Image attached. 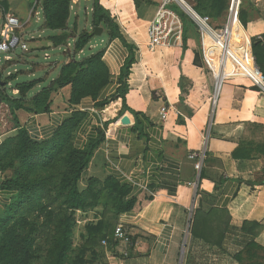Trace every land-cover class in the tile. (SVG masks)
<instances>
[{
    "label": "crops",
    "instance_id": "obj_1",
    "mask_svg": "<svg viewBox=\"0 0 264 264\" xmlns=\"http://www.w3.org/2000/svg\"><path fill=\"white\" fill-rule=\"evenodd\" d=\"M85 1L87 6L91 2ZM188 1L197 4L195 0ZM0 2V25L7 16L14 15L22 24L19 31L29 27L28 34L35 41L47 39L50 48L66 51L54 47L49 36H44L47 29L28 25L31 21L39 22L43 15L40 9H36V17L32 16L33 11L28 14L31 4L35 3V7L38 0ZM74 3L75 9L81 0ZM100 3L111 12L125 39L136 47L127 105L139 114L122 112V99L97 108L93 98L86 97L79 105L71 106V85H68L52 94L49 113L17 110L21 125L35 139L44 140L53 136L77 108L87 114L78 128L77 147H87L91 139L99 136V130H104L106 139L95 149L80 185L86 186V180L92 176L100 179L114 176L132 187L131 196L136 198L134 209L119 218V223L132 235V244L126 247L119 243L118 255L107 252L115 264H185L192 240V218L198 208L228 212L229 224L221 247L196 239L191 246V261L199 257L204 258V264H237L234 255L252 240L264 246V183H259L264 180V89L252 78L239 75L225 80L215 99L213 78H210L213 74L194 63L195 52L201 45L200 36L184 11L192 22L184 31L186 46L151 51L148 27L156 16L159 0H100ZM229 5L230 0L220 16H211L215 24L225 23ZM174 9L182 12L177 5ZM240 21L253 41V55L264 76V0H243ZM105 31L103 28L102 34L96 36H102ZM106 32V39L97 42L95 37L91 41L93 52L105 50L103 61L112 75V82L101 98L117 90L118 76L129 55L123 42L119 38L110 39ZM21 35L26 36L23 31ZM35 46L37 52L42 51L38 43ZM15 55L12 53L5 65L9 75L12 66L18 64ZM68 60L66 57L65 62ZM57 66L54 62L51 74ZM181 87L186 89L184 102H181ZM4 104L1 102V106ZM163 108L168 111L165 118ZM186 109L193 110V114ZM105 114L111 116L106 118ZM124 116L129 117V124L122 123ZM109 120L114 121L105 128L104 122ZM8 124L0 120V144L17 133L13 123ZM202 150L206 155L202 170L198 171L189 154ZM5 176L10 174H0V182ZM11 194L0 188L3 207ZM247 222L257 223L262 229L256 235L251 234Z\"/></svg>",
    "mask_w": 264,
    "mask_h": 264
},
{
    "label": "trees",
    "instance_id": "obj_2",
    "mask_svg": "<svg viewBox=\"0 0 264 264\" xmlns=\"http://www.w3.org/2000/svg\"><path fill=\"white\" fill-rule=\"evenodd\" d=\"M195 1L198 12L214 17L220 16L229 2ZM81 4L82 11L74 16L72 25L73 0H38L35 6L44 16L41 27L60 31V34L48 37L54 47L66 50L74 47V52L65 55L69 60L61 66L58 77L48 86H43L31 98V91L44 79L16 82L13 90H18L19 94L10 95L8 85L17 80V72L6 78L0 73V97L10 107L17 130L0 144V173L10 174L2 180L0 188L12 193L9 202L0 210V264H96L100 256L106 255L105 247L118 255L116 247L120 241L114 234L120 224L119 218L133 210L136 203V198L131 196L132 187L114 176L105 179L92 176L86 180V186L81 187L80 181L95 149L106 139L104 130H99V136L91 139L87 147H77L78 128L87 116L85 111L75 108L53 136L44 140L32 137L16 115L20 109L35 114L49 113L52 94L68 85L72 89L71 106L79 105L86 97L93 98L97 108H105L112 101L122 99V112L139 114L127 105L136 47L125 39L115 18L100 0H91L88 6L85 0H81ZM180 13L186 29L192 22L183 11ZM81 15L91 16V29H78ZM97 27L108 31L110 39L119 38L129 50L118 76L117 90L103 98L101 94L111 84L112 75L103 61L105 50L93 52L91 48ZM185 37L183 46H186ZM194 63L204 66L200 49L195 52ZM181 89V102H184L186 89ZM188 113L193 114V110ZM113 121H105L104 127L108 128ZM78 212L87 219L83 225L79 224ZM90 214H93L92 218ZM228 224V212L195 210L185 264L193 263L191 246L196 239L221 247ZM245 224L251 226V234L256 235L262 229L257 223ZM245 230L248 229L245 227ZM103 240H107L108 246ZM234 258L237 264H264V246L252 240Z\"/></svg>",
    "mask_w": 264,
    "mask_h": 264
},
{
    "label": "built area",
    "instance_id": "obj_3",
    "mask_svg": "<svg viewBox=\"0 0 264 264\" xmlns=\"http://www.w3.org/2000/svg\"><path fill=\"white\" fill-rule=\"evenodd\" d=\"M242 2L230 0L225 23L217 25L210 15L198 12L188 0H159L156 16L148 27V46L151 51H155L159 47L184 45L185 24L181 14L174 9L177 5L197 26L204 67L213 74L216 81L215 99L224 81L239 75L252 78L264 89V76L253 55V41L240 21ZM21 27L20 19L14 15L7 16L0 25V53H5L6 61L11 60L12 53L18 48L23 52L28 51L26 42L18 33ZM162 112L165 118L167 109L163 108ZM205 155V150L189 154L198 171L202 169ZM114 237L126 247L132 244L131 235L122 224L116 227ZM103 244L108 246L107 240H103ZM124 255H128V252L124 251Z\"/></svg>",
    "mask_w": 264,
    "mask_h": 264
},
{
    "label": "rangeland",
    "instance_id": "obj_4",
    "mask_svg": "<svg viewBox=\"0 0 264 264\" xmlns=\"http://www.w3.org/2000/svg\"><path fill=\"white\" fill-rule=\"evenodd\" d=\"M34 2H35V0H34ZM73 2H74V0H73ZM34 4L33 3L31 4L30 12H28V14L31 15V13L33 11L32 16L36 17V9H34L35 7H33ZM0 5H2V2H0ZM73 7H74V5H73ZM80 8H82V7L79 6V5H75L74 15H72L71 21H70L71 25L74 22L73 18H74V16H76L77 12L80 13L82 11V9L80 10ZM79 19H80V21L78 20V23H79V28L78 29H82L84 27L88 28V29L90 28V26H91V16H88L86 18L85 15H81V18L79 17ZM36 21H31L30 23H28V25L33 24L32 26H33L34 29L41 27L44 24V16L41 15L40 21L39 22H36ZM32 26L30 27L31 29H32ZM28 28L29 27H26V28L21 29L20 31H18L19 35L22 37V40L26 42L29 52L27 51V53L25 52V54H23L24 52L20 48H18L15 51L14 54H17V55H15L14 57L18 58V64H17L16 67L12 66V73L17 72L16 76H18V77H17V80L11 81L9 83V85H8L9 86L8 93L10 95L11 94H13V95H18L19 94L18 90H16V89L13 90L14 84L16 82L31 81V80H34V79L43 78L44 82H42V84H40V86H37L36 88H34V90L31 91L30 97L32 98L35 94H37L41 90V88L43 86H48L52 82L53 79L58 77L59 72H60V68L65 63V55H67L71 51L74 52V47H73V49H71L72 47L70 46L69 48L71 50L67 49L68 51L66 50L64 52H62L61 50H57L55 48H50L48 46L47 42H46L47 39H43L42 41L41 40H39V41L37 40L38 42L35 41L34 38H32L28 34ZM22 31L26 34V36L24 35L25 38H23V36L21 35ZM38 33L42 34L41 31H38ZM57 34H60V31H51V30L44 31V36H46V37L50 36V35H57ZM107 36H108V34L105 31L102 36H96L95 40L97 42H100L102 40V38L106 39ZM37 43L40 45V47H42V51H38L37 52V50L34 49V48H36L35 45ZM200 48H201V45H200ZM30 49H31V51H30ZM46 53H48V56L46 55ZM54 62L58 63V66H57L56 69H54V71L51 74V67L54 64ZM6 64H7V61L5 59V53H0V73H3L4 78L9 76L8 71L5 70V65ZM203 65H204V62H203ZM39 66H40V68L44 67V69L42 71L37 70V69H39L38 68ZM203 68H205V67H203ZM48 75H50V77H47ZM208 77H210V76H208ZM210 78H213V80H214V81L212 80L211 82H212V91H213L212 95L215 96V83H216V81H215L214 76H211ZM189 81H190V79H189ZM208 82H210V81L208 80ZM71 91H72V89H71ZM71 91H70V95H71ZM87 98H89V97H87ZM214 102L215 101L213 99V103ZM5 104L3 106L0 105V116H1L0 118H2L3 120L9 122L8 126L10 124L12 125V123L14 125L13 113L10 111V107H7L6 106L7 104L6 105ZM114 109L115 108L113 107L112 110H114ZM186 111L188 112L189 110L186 109ZM9 114H12V115L9 117L8 116ZM105 115H106V118L109 115L111 116V114H105ZM2 119H0V120H2ZM0 174H2V173H0ZM1 182H0V184H1ZM1 197H2V195L0 196V204H1L0 207L3 204V201H2ZM81 214L82 213H78L77 217H78L79 223L81 225H83V224H85L86 221H85L84 217L83 218L81 217L84 214H82V215ZM90 217L92 218L93 214H90ZM76 240L78 242V239H76ZM105 250H106V255L100 256L98 258V262L96 264H115V262L112 261V257H111V260L108 258V253H107L108 249L106 247H105ZM200 259H202V258H200ZM200 259L198 257L197 261L194 260L192 264H198V263L199 264H204V260H203L204 258L202 259L203 261H201ZM200 261H201V263H200ZM183 263H184V260H183Z\"/></svg>",
    "mask_w": 264,
    "mask_h": 264
},
{
    "label": "water",
    "instance_id": "obj_5",
    "mask_svg": "<svg viewBox=\"0 0 264 264\" xmlns=\"http://www.w3.org/2000/svg\"><path fill=\"white\" fill-rule=\"evenodd\" d=\"M102 32H103V28H101V27H97V28L95 29V34H96V35H101ZM1 102H2V100H1V97H0V105H1ZM122 123H124V124H129V123H130V119H129V117H128V116H124V117L122 118ZM184 254H185V245H184L183 248H182V260H183V258H184Z\"/></svg>",
    "mask_w": 264,
    "mask_h": 264
},
{
    "label": "bare ground",
    "instance_id": "obj_6",
    "mask_svg": "<svg viewBox=\"0 0 264 264\" xmlns=\"http://www.w3.org/2000/svg\"><path fill=\"white\" fill-rule=\"evenodd\" d=\"M195 169H196V168H195ZM196 170H197V169H196ZM201 170H202V169H201ZM201 170H200V171H201Z\"/></svg>",
    "mask_w": 264,
    "mask_h": 264
}]
</instances>
